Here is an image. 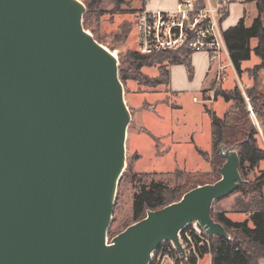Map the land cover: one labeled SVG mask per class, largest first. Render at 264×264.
Returning <instances> with one entry per match:
<instances>
[{"label": "water", "instance_id": "1", "mask_svg": "<svg viewBox=\"0 0 264 264\" xmlns=\"http://www.w3.org/2000/svg\"><path fill=\"white\" fill-rule=\"evenodd\" d=\"M96 0H0V264H147L198 222L229 239L212 203L243 180L235 145L219 178L107 238L131 114L118 59L82 26Z\"/></svg>", "mask_w": 264, "mask_h": 264}, {"label": "rangeland", "instance_id": "2", "mask_svg": "<svg viewBox=\"0 0 264 264\" xmlns=\"http://www.w3.org/2000/svg\"><path fill=\"white\" fill-rule=\"evenodd\" d=\"M80 1L85 4L89 0ZM144 2L127 0L125 4L116 8L110 0H96L91 9V26L88 29L94 39L116 52L119 71L128 72L134 69L127 59V52L136 48L132 25L136 12ZM146 3L151 9L165 7L164 9L168 10L173 7V0H148ZM255 16L254 7L246 13L245 23L250 24ZM123 22H126L129 29L126 36L121 32ZM254 46L255 40H252L251 47ZM190 57L191 76L182 64L168 66L169 82L167 85L159 84L154 87L139 85L132 79L122 82L124 101L131 114L126 129L124 171L129 165L134 172L146 173V182L152 179L169 186L179 185L182 190L198 184L210 183L219 178L217 167L224 162V159L211 153V118L208 110L215 112L221 118L227 115L229 122L225 132L227 144L235 145L238 140V136L230 128L232 105L221 97L213 99L215 89L221 85L223 88L233 85L236 79L233 68L228 65L225 69V80L223 83L216 84L213 80L215 64L209 63L208 54L196 51L192 52ZM225 62L227 59L223 56L222 63ZM258 62V58L252 53L250 59L244 62V66L251 67ZM139 71L148 77H155L158 75V66H143ZM260 76V90L264 92V70L260 71ZM247 78V74L244 73L243 81H247ZM249 83L250 81L247 82ZM238 85L243 92V83ZM193 97H202L205 101L196 102ZM246 108L252 122L255 123V116L248 101H246ZM259 143L264 147L261 131H259ZM197 149L209 153V159L205 160ZM135 155L138 156L137 159H132ZM256 173L255 169L245 176L241 175L242 184H252ZM133 190V184L128 179L119 181L112 219L108 227L109 232L107 231L109 240L112 234L116 235L131 223ZM262 193L264 195V187ZM248 197L249 195L245 196V200ZM243 199L240 193L233 192L215 200L211 208L212 216L214 217L216 211L222 210L234 219L246 217L245 214H234L239 212L238 207L235 206L236 201ZM228 235L231 237L230 233ZM214 238L212 236V240ZM209 260V255L205 254L198 260V264H210ZM260 264H264V259L260 260Z\"/></svg>", "mask_w": 264, "mask_h": 264}, {"label": "trees", "instance_id": "3", "mask_svg": "<svg viewBox=\"0 0 264 264\" xmlns=\"http://www.w3.org/2000/svg\"><path fill=\"white\" fill-rule=\"evenodd\" d=\"M245 1L254 2L255 4L256 16L251 23L245 25L244 19L241 18L236 25L222 31L229 60L240 82L234 81L229 88H223L221 85L215 89L213 99L216 100L221 97L225 102L232 105L230 128L238 136L235 148L238 151L240 175L245 176L249 171L255 169L257 173L252 184L246 185L243 183L233 191L240 193L242 199L244 198V201H236L235 206L238 207L240 213L247 215L245 219L237 221L227 216L225 211L218 210L215 212L214 218L224 226L231 237L229 239L215 237L209 250L205 247L199 249L200 258L204 254L210 253L211 264H260V260L264 259V195L262 193L264 167L261 166L264 162V147L259 143V131L264 136V92L260 90V71L264 70V0ZM110 2L118 8L125 4L127 0H110ZM92 7L87 9L82 16V26L85 30L91 26ZM226 15L227 10L225 9L220 18L221 22ZM121 26V32L126 36L129 31L126 22H123ZM252 40H255L254 47H251ZM191 53L184 48L151 55H142L135 50H129L127 59L131 67L134 66V69L132 68L128 72L120 70L119 78L122 82L132 79L139 85L152 87L159 84L167 85L169 82L168 66L182 64L191 76ZM252 53L258 58L259 62L251 67H242V63L248 61ZM156 65L158 66V75L155 77H148L139 71L143 66L152 67ZM244 73L247 74L250 80L249 84H246L242 79ZM241 83L244 85L242 87L243 92L238 85ZM246 101L249 102L252 108L256 124L252 122L249 116ZM208 111L211 118V153L220 157L219 146L221 144L228 145L225 140V132L229 122L227 121V115L221 118L215 112ZM197 151L205 160L209 159V153L200 149H197ZM137 157L135 155L132 159H137ZM145 176H147L146 173L134 172L128 165L119 180L126 178L133 184L131 223L141 219L148 209H158L176 201L185 191L190 189L182 190L179 185L169 186L152 179L146 182ZM247 195L249 197L245 200ZM112 236L114 234L110 237ZM196 261L195 257H189L187 264H196Z\"/></svg>", "mask_w": 264, "mask_h": 264}, {"label": "built area", "instance_id": "4", "mask_svg": "<svg viewBox=\"0 0 264 264\" xmlns=\"http://www.w3.org/2000/svg\"><path fill=\"white\" fill-rule=\"evenodd\" d=\"M224 5V0H176L168 10L142 6L133 21L135 51L142 55L182 48L205 52L209 62L215 64L214 82L222 83L229 65L220 21ZM223 56L227 59L225 63ZM193 100L205 101L202 97ZM177 236L184 256L171 240H162L150 253L147 264H187L189 257H195L198 264L199 249L209 250L212 244V236L196 221L185 224Z\"/></svg>", "mask_w": 264, "mask_h": 264}, {"label": "crops", "instance_id": "5", "mask_svg": "<svg viewBox=\"0 0 264 264\" xmlns=\"http://www.w3.org/2000/svg\"><path fill=\"white\" fill-rule=\"evenodd\" d=\"M148 0H145V2L143 3V6H145L146 8H148L147 7V2ZM225 1V5H224V8H223V12H224V10L226 9L227 10V15L225 16V18H224V20L221 22V29H222V31L223 30H226L227 28H229V27H232V26H234V25H236V23L241 19V18H243L244 19V23H245V16H246V13L248 12V11H250V10H252L254 7H255V4H254V2H250V3H248V2H246L245 0H224ZM175 2H176V0H173V6H174V4H175ZM154 4H156V3H154ZM153 6H155V5H153ZM163 9L162 10H166V9H164L165 7H162ZM173 8V7H172ZM148 9H151V8H148ZM245 25H247L246 23H245ZM249 25V24H248ZM191 58V57H190ZM190 62H191V60H190ZM228 62H229V66L231 67V68H233L232 67V65H231V63H230V61H229V58H228ZM210 63V62H209ZM212 64V63H211ZM245 64H244V62L242 63V67H245L244 66ZM246 67H248V66H246ZM234 70V69H233ZM235 72V71H234ZM235 76H236V79L234 80L235 82H237V83H239L240 82V80H239V78L237 77V75H236V73H235ZM250 80L247 78V81H245V83L247 84V82H249ZM223 83V82H222ZM234 83V82H233ZM263 136V135H262ZM263 139H264V136H263ZM264 163V162H263ZM262 167H264V164H262L261 165ZM226 214H227V212H226ZM234 214H244V213H240V212H238V213H234ZM246 215V214H245ZM227 216H229L231 219H233V220H237V221H240V220H243V219H245L246 217H242V219H234L233 217H231L229 214H227ZM209 255V261H210V264H211V255H210V253H206V255ZM203 256H205V254L203 255Z\"/></svg>", "mask_w": 264, "mask_h": 264}, {"label": "bare ground", "instance_id": "6", "mask_svg": "<svg viewBox=\"0 0 264 264\" xmlns=\"http://www.w3.org/2000/svg\"><path fill=\"white\" fill-rule=\"evenodd\" d=\"M86 31L88 33H90V31L88 29H86ZM101 44H102V46H104L106 49H108L117 58L116 52L114 50H112L111 48H109L106 44H103V43H101Z\"/></svg>", "mask_w": 264, "mask_h": 264}]
</instances>
